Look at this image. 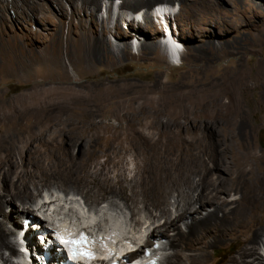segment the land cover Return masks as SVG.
I'll return each instance as SVG.
<instances>
[{"label": "bare ground", "instance_id": "bare-ground-1", "mask_svg": "<svg viewBox=\"0 0 264 264\" xmlns=\"http://www.w3.org/2000/svg\"><path fill=\"white\" fill-rule=\"evenodd\" d=\"M152 2L121 0L122 9L143 14L139 16V25H134L133 20L132 23L136 30L134 40L141 45L140 56L147 60L159 52L165 53L171 63H177L182 53L167 25L162 31L166 32L167 44L164 40H161L163 45L157 44L160 31L153 30L154 24L158 29L164 27L168 14L174 16L179 12L172 9L175 2L187 12L189 21L196 19L201 10L220 20L210 13L215 7L213 0H159L156 3H168L159 10L150 6ZM101 12V0H0V80L29 75L36 65L45 66L50 73L44 80L35 81L30 91L16 101L7 103L0 98V124L6 125L0 129V135L4 136L10 126L28 136L27 145L18 156L22 160L29 153V159L21 164L8 149L2 150L4 140L0 137V187L12 213L19 215V226L24 214L36 216V207L39 213L43 210L42 217L49 219L51 226L54 224L53 230L66 226L68 234H75L82 225L93 224L92 219L100 214V209L95 211L96 215L88 211L85 215V210H80L82 204L70 198L69 189L94 202L108 193L113 201L116 197L121 199L132 217L139 205L147 212V219L152 222L149 226H154L147 229L148 237L159 236L155 240L167 242L162 243L161 250L165 247L172 250L162 264H211L210 257L218 249L231 250L235 243V252L227 253L229 256L223 264H264L260 253V245L264 246V163L248 142L242 109L233 99L224 102L229 97V88L234 83L245 85L248 78H231L233 70L226 69L218 76L206 78L183 74L170 84L162 81L159 74L142 83L106 81L104 77L86 84L74 82L68 66L76 73L91 76L98 68L121 65L132 59L129 42L133 37L123 35L120 24L116 23L113 27L119 40L116 46L112 45L107 36L110 33L107 22L99 19ZM126 15L123 21L130 25V16ZM16 25L25 30V35L16 34ZM33 25L47 31L46 34L36 33ZM187 26L192 42V24L188 22ZM190 48L188 55L202 69L223 53L222 47L217 48L212 41H207L201 49L194 44ZM108 105L120 131L115 138L103 139L101 131L110 126L100 124L97 114ZM198 122L201 125H196ZM34 128L39 132L35 133ZM181 128L192 129L195 140L183 143L181 154L173 164H170L172 159L165 162L162 157L152 155L162 138L168 142ZM41 132H49L48 140L40 142L37 136ZM197 137L205 139V144H198ZM76 147L77 153L73 154ZM46 153L47 158L42 162V154ZM100 157L104 158L102 162ZM27 164L31 168L27 169ZM51 185L65 191V198L53 199L51 192V196L41 197L43 201L39 202L33 196L32 188ZM4 194L0 193V251L5 249L13 254L14 262L3 253L0 261L32 264L16 248L17 243H11L14 229L7 233L6 224L16 225V216L7 213L6 207L2 209ZM18 202L23 205L22 210L16 206ZM54 205L60 207L54 209ZM110 205L118 208L117 203ZM207 206L212 209L203 214ZM50 207L54 209L52 212ZM171 208L175 210L174 216ZM66 210L82 216L81 223L64 217ZM123 222L116 214L110 215L106 229L98 228L103 232L98 240L106 244L107 253L118 246L114 244L117 229L116 239L127 236L131 241ZM185 222L186 230L182 231L180 223ZM134 235L137 239L133 240L141 242L140 234H133V238ZM146 243L153 246V241ZM22 246L32 251L29 240L22 241ZM95 261L88 258L83 264Z\"/></svg>", "mask_w": 264, "mask_h": 264}, {"label": "rangeland", "instance_id": "rangeland-1", "mask_svg": "<svg viewBox=\"0 0 264 264\" xmlns=\"http://www.w3.org/2000/svg\"><path fill=\"white\" fill-rule=\"evenodd\" d=\"M102 3H103L101 4L102 12L99 14V19L103 18L107 22L106 26L108 27V30L110 32L107 35L108 40H110L112 45L116 46L119 38L117 37V34L115 33V29L113 26H115L116 23L120 24L119 27L123 35H129L130 37L131 36L133 37V40L129 42L131 47L132 59L126 63H122L121 65H116V66L106 65L105 67L98 68L97 71L93 73L91 76L88 74L82 75L81 73L80 74L76 73L71 69V67L67 65L68 66L67 69L72 75L74 82L86 84L104 77L106 81L115 79L120 81L129 80L132 82L142 83V82H147L153 76L159 74V77L161 78L162 81L170 84V83H174L183 74L185 75L188 73L189 74L193 73L199 75L200 78H206L209 76H213V74L218 76L219 74L222 73V71L224 72L226 69H228V71L233 70V72L231 73V78H238L239 76H243L245 78H248V81L246 82L245 85L234 83L229 88L228 90L230 92L229 97H225L224 102H228L229 100L233 99L234 104L238 105L242 109L240 112L241 116L242 117L244 116L243 118L248 126V135H247L248 142L251 144L252 148H254L256 153L262 157V161L264 163V85H263L264 84V0H213L215 7L213 10H210V13L213 12V14L217 15V18H219L220 20H215V17L212 18L204 10H201L196 15V19L189 21L188 19L189 16L187 12L184 11L183 9L181 10L180 6L176 4V6L178 7L177 11L179 10V12L176 15H174L176 28L174 29V27L172 26L171 23L173 22L171 20H169L171 21L169 23V26L172 27V30L174 32H176L177 38L174 36L173 33V37H175L174 40H176L178 44L181 46L180 49L182 53L180 54V56L182 55V57L179 67H175L171 65L170 61L172 60L167 59L166 55H164L165 53L163 54L158 52L156 55L153 56V58H150L151 60L142 58L140 56L141 54L140 42L138 43L137 41L134 40V35H136V30L134 29L133 23H131L129 29H127L126 23H124L123 21V17L125 18L127 16L126 13L124 12H127L128 9H122L121 0H104V2ZM112 4H115L113 6L114 12L112 11V13L109 14L108 9L109 6H111L112 8ZM105 5L106 8L103 9ZM66 8H67V12L69 13L70 8L68 6H66ZM108 17L110 19V23L107 21ZM30 22L32 21L30 20ZM188 22L189 24H192V30L190 36L193 38L192 40L194 41V43H192L193 41L191 42L189 39V34L187 29ZM32 24L33 22L31 23V25ZM137 25H139V23ZM23 26L25 27L27 25H23ZM65 26H67V22ZM15 29H16L15 30L16 34H18L19 36L25 35V30L21 28V26L16 25ZM32 30H34L36 33H41V35H45L47 32L45 30H41V28L37 25H33ZM153 30L154 31L156 30L158 32L160 31L155 24ZM161 34L163 33H161L160 31V36ZM207 41L215 42L217 48L222 47L224 54L219 53L218 57L215 58L214 61H212L211 63H209V65H206L202 69L200 65H198L196 62L193 61L192 58H190L188 53H189V49H191L190 47L192 46V44H194L195 46H199V49H201V46L204 45ZM175 62H179L178 57ZM49 74L50 73L45 68V66L36 65L30 69L29 75H25L23 77L14 78V79L10 78L3 81L0 80V98L5 99L7 103L16 101L21 94L30 91V87L33 86L35 81H40V80L42 81L45 79V77H48ZM45 86H49V84ZM100 112H99L100 114H97L98 115L97 120L100 122V124L102 122V125L104 126L105 125L110 126L102 130L101 132L103 133L100 132L102 135H104L103 139L108 137L115 138L119 136L120 130L116 129L117 122L113 118V111L110 105L105 106ZM3 125L6 126L5 124ZM3 125L0 124L1 130L4 129ZM196 125H201V123L198 122L196 123ZM191 130L190 129L185 130V128H181L180 129L181 132L178 130L175 133L177 135L174 134L171 137H169L168 142L166 139L162 138L161 142L163 143L161 142L158 143V147H156L154 154L152 155H154L156 158L162 157L163 161L165 162H168L169 160L172 159L170 164H173L174 163L173 161L176 160L179 154H181V150H182L181 148L184 146L183 143L187 144V142L195 140L194 139L195 132ZM6 131L7 129L4 132ZM33 131L37 133L39 132V129L34 128ZM197 131L199 132V130ZM193 132L194 135L192 134ZM198 132H196V134H198ZM41 133L42 134H39L37 136L40 142L44 140H48L47 138L49 137V132L47 133L41 132ZM26 136H27L26 132L17 131L15 130V128L10 126L8 132L4 134V136L0 135V137H2V139L4 140L2 144V150L8 149L10 154L16 156V158L19 159L17 160L19 164L27 163L29 159V153H26V155L23 156L22 160L18 156L19 153L22 151V149L25 148L27 145L28 136L27 137ZM198 140L197 142L198 144L200 143V145H203L205 144L204 142H206L205 139L199 138ZM43 148L44 147H42V149ZM72 152L73 154H76L77 147L74 148ZM47 154L48 153H46L45 155L42 154L41 157L42 162H44V159L47 158ZM128 158L129 160H131L130 156ZM103 160H104L103 157L99 158L100 162H102ZM26 168L29 169L31 168V166L27 164ZM18 171H20V168L18 169ZM31 191L33 196L38 198L39 202L43 201V199H45V197H47L48 195L51 196L50 194L51 192L54 195L53 199H56L58 196L59 198L62 196V198L64 199L66 194L65 191L58 189L55 185H51L49 187H45V186L38 187V189L32 188ZM69 192L71 194L70 198L73 197V199L75 200L77 199L76 201L77 203H79V205L82 204L80 210L82 209L85 210L84 211L85 215L88 214L86 213L87 211L89 212V214L92 213V215H96L95 211L96 210L98 211L100 209L99 210L100 214L97 213L98 214L96 215L97 217L95 219H92L93 232H98V231L101 232L102 230L106 229L107 218L109 219L110 215L115 216L116 214L118 218L120 217L122 221L126 223L127 230L125 232L126 234L129 232L128 236L129 238L131 237L130 238L131 241H133V239H137L135 238V235L134 238L132 237L133 234L139 233L140 236L138 237V239L139 238H140L139 240L142 239L141 243L144 244L146 247L151 248L150 243H146L147 240H149V242L151 243L152 241L157 242V244L160 245L157 254V257L160 258L159 259L160 263L161 262L163 263L165 258L172 253V250L171 249L168 250L166 247L163 251L161 250L162 248L161 246H163L162 243H164L166 240H160V241L155 240L159 237V236H155V234L152 237H148L149 236L148 232H150V230L147 229L154 226H149L152 222L147 219L148 214L147 212L143 211V209H141L142 208L141 205H139V209L137 208L134 209V212L136 213L132 217L130 210H128L126 207H124V205H122L123 204L122 200L116 197L117 199L114 198L115 200L113 201L112 196L108 193L105 194L104 197H101L96 202H94L93 200H89L80 193H77L71 189H69ZM0 193L1 194L5 193L1 187H0ZM39 194H40V198L38 197ZM169 201L172 203L171 198L169 199ZM110 203L112 205L117 203L118 208L117 207L113 208L114 206L112 207ZM1 206L2 209L4 210L6 207L7 213L9 214L12 213V209L10 208V205H8V198L5 197V194L2 195ZM16 206L20 210L23 209V205L20 202H18ZM52 207H54V209L55 208L58 209L60 206L54 205ZM52 207H50L51 212L54 210ZM34 208H35L34 213H36L38 209L36 207ZM211 209L212 208L210 206H207L205 211H203L202 213L205 214L207 211ZM66 213L73 214L67 210ZM12 214L16 216V218H14L15 221L14 223L16 225L14 226L19 227V221L17 220L19 215H16V212ZM174 214H175V210L173 208L171 215L174 216ZM47 216L49 217V215ZM71 216L72 217H70V219L67 217V219H69L70 222H73L74 219L75 223L76 222H78V224L81 223L82 220L80 221L79 218H81L82 216L78 215L77 213H74ZM45 219L47 218L45 217ZM0 221H2V217H0ZM136 221L139 222L140 224H138ZM185 224L186 222L184 224L180 223L182 231L186 230ZM32 226H36V225L33 224ZM12 228L13 227H11L10 224L8 225L6 224L7 233L8 231H11ZM51 228L54 229V227ZM98 228L100 229L102 228V230L100 231L98 230ZM133 228L135 230H133ZM33 230L34 229H32L31 232H33ZM150 238L152 240H150ZM262 242L264 244L263 237H262ZM11 243H13L12 245H15L16 242L14 240V242ZM15 246L16 248H19L18 245ZM94 247L96 248V245ZM236 247H237V243H235L234 248L231 249L232 253L235 252ZM231 250L218 249L214 257L213 258L210 257V263L223 264L226 258L231 254V253L229 254ZM0 253H3V256L6 259L13 261L12 258L13 254L8 252L7 250L5 249L1 250ZM140 253L142 254V252ZM260 253L264 258V246L262 245H260ZM33 262L35 263L37 261L34 259ZM0 264H2L1 261Z\"/></svg>", "mask_w": 264, "mask_h": 264}, {"label": "snow or ice", "instance_id": "snow-or-ice-1", "mask_svg": "<svg viewBox=\"0 0 264 264\" xmlns=\"http://www.w3.org/2000/svg\"><path fill=\"white\" fill-rule=\"evenodd\" d=\"M66 243H70V244H77V243H81V242H77V241H65ZM72 252H73V256H76V255H83V256H86V257H90V254L87 253V252H77V250L75 248L72 249Z\"/></svg>", "mask_w": 264, "mask_h": 264}, {"label": "clouds", "instance_id": "clouds-1", "mask_svg": "<svg viewBox=\"0 0 264 264\" xmlns=\"http://www.w3.org/2000/svg\"><path fill=\"white\" fill-rule=\"evenodd\" d=\"M181 57H182V55L181 56H178L179 63L178 62L177 63H171V65H173L175 67H179L180 66V63H181Z\"/></svg>", "mask_w": 264, "mask_h": 264}]
</instances>
